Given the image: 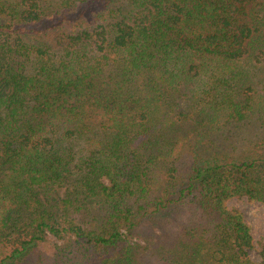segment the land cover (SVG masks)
I'll list each match as a JSON object with an SVG mask.
<instances>
[{
    "label": "trees",
    "instance_id": "16d2710c",
    "mask_svg": "<svg viewBox=\"0 0 264 264\" xmlns=\"http://www.w3.org/2000/svg\"><path fill=\"white\" fill-rule=\"evenodd\" d=\"M236 195L264 0H0V264H264Z\"/></svg>",
    "mask_w": 264,
    "mask_h": 264
},
{
    "label": "rangeland",
    "instance_id": "374dc122",
    "mask_svg": "<svg viewBox=\"0 0 264 264\" xmlns=\"http://www.w3.org/2000/svg\"><path fill=\"white\" fill-rule=\"evenodd\" d=\"M229 207L240 210L247 223L251 226L255 246L250 249L253 259H259L261 245L264 244V202L249 200L247 196L236 195L227 200ZM144 243L143 239L133 238L132 243Z\"/></svg>",
    "mask_w": 264,
    "mask_h": 264
}]
</instances>
